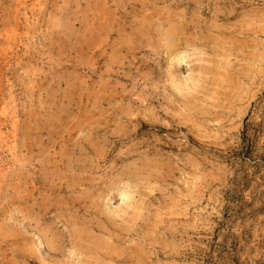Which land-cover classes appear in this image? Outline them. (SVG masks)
<instances>
[{
	"label": "rangeland",
	"instance_id": "rangeland-1",
	"mask_svg": "<svg viewBox=\"0 0 264 264\" xmlns=\"http://www.w3.org/2000/svg\"><path fill=\"white\" fill-rule=\"evenodd\" d=\"M101 263L264 264V0H0V264Z\"/></svg>",
	"mask_w": 264,
	"mask_h": 264
},
{
	"label": "bare ground",
	"instance_id": "bare-ground-1",
	"mask_svg": "<svg viewBox=\"0 0 264 264\" xmlns=\"http://www.w3.org/2000/svg\"><path fill=\"white\" fill-rule=\"evenodd\" d=\"M259 1V0H258ZM215 12V11H214ZM223 12V11H222ZM257 15V14H256ZM255 15V16H256ZM228 17V16H227ZM263 18V17H262ZM249 20V19H248ZM216 21V20H215ZM219 21V20H218ZM248 24V23H247ZM256 24H258V23H256ZM216 25V24H215ZM250 25V24H249ZM249 25H248V27H249ZM180 26V25H179ZM211 26V25H210ZM217 26V25H216ZM260 26V25H259ZM164 27V26H163ZM214 27V26H213ZM212 27V28H213ZM251 27V26H250ZM174 28V27H173ZM218 28V27H217ZM263 28V27H262ZM180 30V29H179ZM241 30V29H240ZM164 31V30H163ZM217 31V30H216ZM166 32V31H165ZM180 33H181V30L179 31ZM241 32V31H240ZM263 32V31H262ZM164 33V32H163ZM168 32H166V34H167ZM180 33H176V31H174V32H170L169 34H167L166 35V44H167V46H168V48H172V47H177V45L179 44V43H177V41H176V38H177V36L180 34ZM178 34V35H177ZM182 34V33H181ZM180 34V35H181ZM231 35V34H230ZM161 37H163V36H161ZM181 38V37H180ZM163 39V38H162ZM181 40V39H180ZM165 41V40H164ZM187 41V40H186ZM222 41V40H221ZM263 41V40H262ZM179 46V45H178ZM191 46V45H190ZM187 47V46H186ZM181 48V47H180ZM189 48V47H188ZM180 50V49H179ZM169 54V53H168ZM171 54V53H170ZM183 54V53H182ZM181 54V56H183ZM185 54V53H184ZM242 54V53H241ZM161 55V54H160ZM172 56H173V53L171 54ZM177 55H179V54H177ZM176 55V56H177ZM189 55V54H188ZM180 56V55H179ZM170 58H171V56H169ZM229 57V56H228ZM192 58V57H191ZM202 58V57H201ZM175 60V59H174ZM184 60V59H183ZM231 60V59H230ZM173 62V61H172ZM180 62V61H179ZM202 62V61H201ZM192 63V62H191ZM227 63V62H226ZM205 65H206V63H205ZM204 65V66H205ZM243 66V65H242ZM209 67V66H208ZM208 70V69H207ZM220 71V70H219ZM201 72V71H200ZM213 74V73H212ZM254 75H255V73H254ZM212 77V76H211ZM237 79V78H236ZM180 80V79H179ZM195 84H196V82H195ZM208 85V84H207ZM228 85V84H227ZM194 87V86H193ZM209 87V86H208ZM190 89V88H189ZM253 89V88H252ZM182 90H184V89H182ZM210 90V89H209ZM250 90V89H249ZM181 91V90H180ZM217 93V92H216ZM254 94V93H253ZM215 100V99H214ZM245 103V102H244ZM234 105V104H233ZM231 106V105H230ZM229 107V106H228ZM196 108V107H195ZM240 111V110H239ZM241 112V111H240ZM231 113V112H230ZM238 115V114H237ZM187 116V115H186ZM239 117V116H238ZM240 118V117H239ZM236 119V118H235ZM233 125V124H232ZM149 166V165H148ZM148 168V167H147ZM149 169V168H148ZM151 175V174H150ZM145 177V176H144ZM149 177V176H148ZM151 177V176H150ZM130 182V181H129ZM155 185V184H154ZM150 186V185H149ZM124 187H126V186H124ZM132 189V188H131ZM137 189V188H136ZM149 190V189H148ZM124 191H126V190H124ZM153 191V190H152ZM125 193V192H124ZM123 194V193H122ZM122 194H121V196H122ZM120 195V194H119ZM126 195V194H125ZM124 195V196H125ZM129 195V194H128ZM127 195V196H128ZM133 195V194H132ZM127 197L125 196L124 197V199H126ZM129 198V197H128ZM133 198V197H132ZM122 199V198H121ZM134 199V198H133ZM130 200H131V197H130ZM132 201V200H131ZM141 202V201H140ZM127 209V208H126ZM141 209H142V207H141ZM130 210V209H129ZM137 210V209H136ZM136 210H135V212H136ZM141 211V210H140ZM139 211V212H140ZM134 212V211H133ZM137 214V213H136ZM133 215H135V213L133 214ZM127 216H129V215H127ZM136 216V215H135ZM133 218V217H132ZM128 221V220H127ZM126 224V223H125ZM156 225V224H155ZM152 226V225H151ZM155 227V226H154ZM149 229V228H148ZM83 230V229H82ZM153 236V235H152ZM96 237V236H95ZM120 239V238H119ZM79 240V239H78ZM95 240V239H94ZM113 241V240H112ZM117 242V241H116ZM41 243V242H40ZM48 244V243H47ZM99 245V244H98ZM110 245V244H109ZM40 246V245H39ZM115 247V246H114ZM140 248V247H139ZM51 249V248H50ZM90 249H91V247H90ZM141 249V248H140ZM139 249V250H140ZM97 250V249H96ZM96 250H94V252L96 251ZM108 250V249H107ZM118 250V249H117ZM142 250V249H141ZM92 251V250H91ZM115 251V250H114ZM143 251V250H142ZM99 252V251H98ZM97 252V253H98ZM110 252V251H109ZM117 252V251H116ZM108 253V252H107ZM99 254V253H98ZM101 254V253H100ZM112 254V256H113V252L111 253ZM108 255V254H107ZM106 256V255H105ZM103 257V256H102ZM98 259V258H97ZM101 259V258H100ZM110 259H112V258H110ZM134 259V258H133ZM114 260V259H113ZM100 261H102V260H100ZM105 261V260H104ZM91 262H92V260H91ZM90 262V263H91ZM98 262V261H97ZM101 264H103V263H101ZM110 264V263H109Z\"/></svg>",
	"mask_w": 264,
	"mask_h": 264
}]
</instances>
